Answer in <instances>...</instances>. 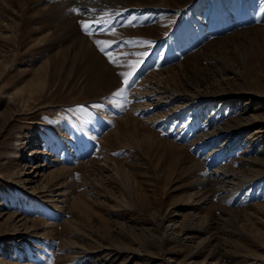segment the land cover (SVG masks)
I'll list each match as a JSON object with an SVG mask.
<instances>
[{"label": "rangeland", "instance_id": "rangeland-1", "mask_svg": "<svg viewBox=\"0 0 264 264\" xmlns=\"http://www.w3.org/2000/svg\"><path fill=\"white\" fill-rule=\"evenodd\" d=\"M0 264H264V0H0Z\"/></svg>", "mask_w": 264, "mask_h": 264}, {"label": "snow or ice", "instance_id": "snow-or-ice-1", "mask_svg": "<svg viewBox=\"0 0 264 264\" xmlns=\"http://www.w3.org/2000/svg\"><path fill=\"white\" fill-rule=\"evenodd\" d=\"M86 15V13H85ZM129 24L132 23V21H128ZM93 25H90L89 23L87 22H82V30L89 36H91L93 34L94 31H102V32H106L108 31L109 29H106L104 28L103 26V21H100V20H94L93 21ZM110 28V26H109ZM112 31H114V29H111ZM97 43V46H99L100 44V41H96ZM127 43V42H125ZM141 43H144V44H150L151 42L149 41H142ZM109 47H112V45H110ZM101 52H103L108 58H109V62L110 63H113L114 66H118L116 65V62L114 60H112L111 58V53L106 50V49H100ZM149 53L145 52V53H142V55H145L147 56ZM144 63V61H138L137 64L138 65H142ZM142 70V69H141ZM121 76H124L125 74L124 73H120ZM138 77L136 76V74H129L128 78L124 79L123 80V84L125 85V88L127 87H130L132 83L135 82V79H137ZM125 88H121L120 90H118L114 95L115 96H118V97H121V98H125L124 97V92H125ZM96 107H99V105H96Z\"/></svg>", "mask_w": 264, "mask_h": 264}, {"label": "bare ground", "instance_id": "bare-ground-1", "mask_svg": "<svg viewBox=\"0 0 264 264\" xmlns=\"http://www.w3.org/2000/svg\"><path fill=\"white\" fill-rule=\"evenodd\" d=\"M92 74H93V76H95L97 78V80L99 81V84L101 86H103V87H109L110 86V82H108L107 75H105L101 69L95 70ZM23 100H25V99H23Z\"/></svg>", "mask_w": 264, "mask_h": 264}]
</instances>
